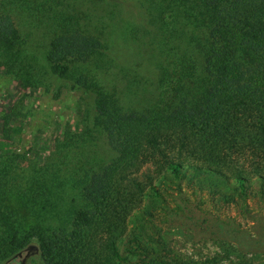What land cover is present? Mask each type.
I'll use <instances>...</instances> for the list:
<instances>
[{
    "label": "trees",
    "instance_id": "16d2710c",
    "mask_svg": "<svg viewBox=\"0 0 264 264\" xmlns=\"http://www.w3.org/2000/svg\"><path fill=\"white\" fill-rule=\"evenodd\" d=\"M128 1L0 0V92L10 84L17 96L0 101V264L32 246L42 264H89L92 254L84 239L97 224L109 239L99 264H169L151 257L133 261L136 239L103 231L109 201L122 202L111 213L118 224L124 216L139 224L145 221L143 207H126V202L138 195L163 198L158 187L141 188L135 181L109 194L97 188L98 180L106 185L116 174L114 163L105 168L100 149L107 147L110 156V142L122 135L121 125L119 131L113 126L121 121L118 112H135L143 128H164L163 123L191 115L212 133L234 137L232 121L258 119L264 110V0H141L144 13L134 21L126 17ZM129 40L141 53L131 54ZM70 56L76 59L66 61ZM113 61L116 66H110ZM115 68L126 69L128 78ZM67 89L87 99L78 129L56 125L59 135L46 156L34 146L15 150L13 122L35 116L19 92L41 91L57 100ZM88 142L93 151L86 156ZM186 168L221 175L205 167L166 165L174 178ZM233 182L241 197L251 187L242 175ZM181 195L179 212H167L174 224L188 226L197 237L264 243V233L253 239Z\"/></svg>",
    "mask_w": 264,
    "mask_h": 264
},
{
    "label": "rangeland",
    "instance_id": "374dc122",
    "mask_svg": "<svg viewBox=\"0 0 264 264\" xmlns=\"http://www.w3.org/2000/svg\"><path fill=\"white\" fill-rule=\"evenodd\" d=\"M129 3V7L125 8L126 17L134 21L144 13L143 4L141 0H130ZM129 42L125 45L133 50L131 54L141 53V47L132 40ZM74 59V56H70L66 61ZM116 65L115 61L110 62V66ZM116 71L128 78L126 69ZM137 85L134 82V86ZM2 89L1 102L17 98L10 84H4ZM19 93L26 95L25 108L32 110L35 116L33 120L13 122L16 130L10 134H13L15 150L25 152L34 146L46 156L54 136L59 135L55 132L56 125H71L73 129H78L82 105L87 102L81 93L67 89L57 100L41 91L24 90ZM118 114L121 121L113 126L119 131L121 125V137L118 135L114 138L115 144L110 142V156L106 157L109 151L107 147L100 149L106 160L105 168L114 163L116 174H113L114 180L106 185L98 180L97 188H105L109 194L115 187L121 191L135 181L141 188L147 185L158 187L163 198L159 200L149 195L147 198L138 195L132 202H126V207H143L141 217L144 216L145 221L139 224L130 223L127 216H124V223L118 224L111 213L116 212L122 202L109 201L106 203L108 213L104 233L113 232L117 239L123 235L136 239L130 255L133 261L151 257L169 264H264V243L259 240L244 243L230 236L219 240L197 237L188 226L182 225V228L167 217L170 209L173 213L179 212L178 200L182 194L192 206L212 213L225 224L231 223L241 228L253 239L259 238L258 233H264V110L260 111L258 119L253 120V116H249L232 121L236 128V131H232L234 137L221 132L212 133L198 121L190 120L191 115L185 121L163 123L164 128H143L138 124L135 112L120 110ZM155 141L159 147L153 149L150 144ZM83 149L86 156L90 155L93 144L85 143ZM169 162L210 168L221 175L186 168L184 175L174 178L167 174L166 165ZM119 175L124 177L122 182L116 180ZM236 175L251 180V187L242 197L234 192L237 189L233 182ZM259 176L263 177L261 181L258 180ZM101 225H93L84 239L92 254L89 264H94L95 260L99 264L107 255L105 247L109 246V239L100 232ZM116 245L119 249L120 242H116ZM3 264H42V260L37 246H32Z\"/></svg>",
    "mask_w": 264,
    "mask_h": 264
}]
</instances>
